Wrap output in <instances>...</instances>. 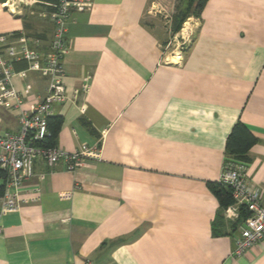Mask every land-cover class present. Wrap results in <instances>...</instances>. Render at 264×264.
<instances>
[{"label":"crops","instance_id":"0c3cea01","mask_svg":"<svg viewBox=\"0 0 264 264\" xmlns=\"http://www.w3.org/2000/svg\"><path fill=\"white\" fill-rule=\"evenodd\" d=\"M35 1L0 0V36L25 38L46 56L54 0ZM176 3L91 0L72 14L65 84L71 94L89 78L90 89L55 106L54 147L87 145L102 159L76 172L35 163L25 186L40 185L41 201L1 219L0 264H264V241L236 256L239 229L214 235L220 203L209 187L221 180L227 138L241 121L257 139L244 172L264 189V0H209L201 19H189V42L168 57L145 19L155 12L171 25ZM174 37L171 45L184 44ZM12 86L22 102L0 106V136L19 133L48 81L29 72Z\"/></svg>","mask_w":264,"mask_h":264},{"label":"built area","instance_id":"2783aa9c","mask_svg":"<svg viewBox=\"0 0 264 264\" xmlns=\"http://www.w3.org/2000/svg\"><path fill=\"white\" fill-rule=\"evenodd\" d=\"M34 1L20 0V5ZM90 3L91 0H54L51 3V11L46 17L54 24L55 30L51 52L46 56L30 48L25 38L9 43L7 35L0 36V82L4 84L0 92V106L11 108L13 102H22L21 94L12 86L15 77L27 78L29 72H35L48 81L45 98L22 113L19 133L0 136V169L8 176L5 193L0 197V236L3 234L1 219L6 214L20 210L24 204L41 201L43 189L40 185L25 186L34 177L37 161L50 167L63 162L68 172H76L83 167L84 162L102 159L100 149L87 145L73 153L42 146L50 136L49 119L53 116L55 106L67 101L76 103L80 95L90 89V79L87 78L82 87L68 94L63 66L71 16L74 12L84 10ZM19 62H26L27 70L16 72L14 66ZM82 111L85 112V108ZM45 178L42 174L39 181ZM220 182L231 189L233 197V204L224 211L226 221L229 224L237 223L243 208L249 213L239 228L234 250V255L243 256L264 241V189L255 187L248 180L243 166L226 167Z\"/></svg>","mask_w":264,"mask_h":264},{"label":"trees","instance_id":"16d2710c","mask_svg":"<svg viewBox=\"0 0 264 264\" xmlns=\"http://www.w3.org/2000/svg\"><path fill=\"white\" fill-rule=\"evenodd\" d=\"M209 0H177L175 12L172 15L171 32L173 35L178 34L183 25L191 17L198 19L202 18V13L206 8ZM89 128V125L86 124ZM60 128V120L56 118L49 119L50 136L42 144L47 148H54V141L57 138ZM257 143V139L250 132L248 127L241 121H238L233 127L226 141V161L224 170L229 166H245L249 161V153L252 147ZM8 176L6 172L0 169V197L4 195L6 190ZM210 189L216 195L220 203V212L218 213L214 223V235H228L229 229L231 232L237 231L243 222L249 217L247 209L243 208L240 219L237 223L229 224L225 217L224 211L233 204L232 191L229 187L221 182L209 184Z\"/></svg>","mask_w":264,"mask_h":264},{"label":"rangeland","instance_id":"374dc122","mask_svg":"<svg viewBox=\"0 0 264 264\" xmlns=\"http://www.w3.org/2000/svg\"><path fill=\"white\" fill-rule=\"evenodd\" d=\"M155 15H158L159 14H156L155 12H153L150 16H148L145 20L148 24H150L151 28L153 29H158V32L160 33L161 35V39L162 41L164 42L163 45H165V47H167V49L165 50L166 52V55L169 57V56H172L174 57V55H170L173 51H178L180 48L186 46V44L189 42V38L187 36V31L190 30L191 28V22L189 21V19L186 21V23L183 25V28L182 30L179 32V35L181 36H184L183 39L181 40H177L175 42V44H179L180 42L181 43H184L183 45L181 44L180 46L178 47H175L174 45H171L170 42H173L174 40V35L172 34L171 32V25H166L164 23L163 20H161L160 17L156 16ZM191 18H195V17H191ZM184 38H187L184 40ZM187 40V41H186ZM171 58V57H170Z\"/></svg>","mask_w":264,"mask_h":264}]
</instances>
